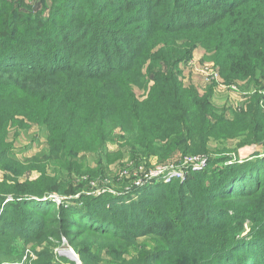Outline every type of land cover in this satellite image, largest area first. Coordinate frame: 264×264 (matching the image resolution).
I'll use <instances>...</instances> for the list:
<instances>
[{
	"label": "trees",
	"instance_id": "obj_1",
	"mask_svg": "<svg viewBox=\"0 0 264 264\" xmlns=\"http://www.w3.org/2000/svg\"><path fill=\"white\" fill-rule=\"evenodd\" d=\"M6 1L0 0V158L9 130L27 124L45 131L53 155L94 151L115 129L162 161L206 154L212 141L237 137L264 147L261 96L255 92L227 117L185 85L178 68L201 48L225 84L263 78L264 0H63L62 20L55 12L22 11L24 0ZM258 155L231 162L218 155L210 170L145 184L133 197L85 198V211L65 204L73 198L60 188V202L48 198L52 183L34 182L15 194L22 206L0 216V264H24L6 258L13 237L59 238L60 222L74 227L66 230L70 243L90 234L94 244L123 245L114 247L119 260L150 236L157 245L141 264H264ZM79 245L84 264L100 262L85 252L88 243Z\"/></svg>",
	"mask_w": 264,
	"mask_h": 264
},
{
	"label": "rangeland",
	"instance_id": "obj_2",
	"mask_svg": "<svg viewBox=\"0 0 264 264\" xmlns=\"http://www.w3.org/2000/svg\"><path fill=\"white\" fill-rule=\"evenodd\" d=\"M12 1L7 0L6 2ZM62 1L24 0L26 5L22 11H37L42 13L43 17H51L55 12L58 13V20H62L63 10L68 11L62 6ZM209 65L213 63L206 59L204 51L201 48H194L190 55L178 65L183 83L187 86H194L198 91L202 79L213 83L210 88L217 85L215 81L207 79L202 73L201 69ZM233 84H241L240 91L247 101L256 92L258 96H261L264 108V77L250 79L246 83ZM200 94H206L210 100L212 99V91ZM216 106L227 117H233L237 109L246 104L237 100V103H219ZM130 138V134L115 129L110 139L96 150L66 156L50 153L45 131L39 125L27 124L26 127L10 129L5 140L7 149L0 158V216H9L8 209L11 210L15 206L21 207V202L14 197L15 194L27 190L30 184L38 181H48L55 187L56 190H51L46 194L48 198L60 202L62 200L58 192L60 188L73 198L71 201L64 200L65 204L77 206L85 211V198L104 197L107 193L133 197L137 188L151 182H166V178L186 180L191 177L193 171L210 170L212 167L209 165L210 161L218 155L227 157L228 162L243 159V156L244 158L251 157L255 151L260 153L258 156L264 157V147L256 146L252 149L254 143L246 144L243 137H237L221 143L212 141L206 154H175L172 160L162 161L157 156L143 154L142 151L134 149ZM193 155L203 156L193 159L191 158ZM59 211V209L55 210L57 219ZM60 223L65 225L59 226L62 233L59 238H49L42 243H30L13 237L8 246L9 255L6 258L14 262L22 261L24 264L64 263L67 262V258H57V250L69 247L78 256L81 264H84L75 247L80 242V249L83 250L88 243L89 248H86L85 252L91 251L98 258L100 257V262L96 264H141V257L152 252L157 245L153 237L138 238L134 244L127 247L126 253L119 260L115 258L118 251L114 247L122 248L123 245L114 242L110 246L106 239H97V243L94 244L90 234L70 243V236L66 230L73 231L74 227H68L66 222ZM56 225L58 227V223ZM97 244L102 246L101 251L98 250ZM26 250L33 252L35 257L25 256ZM90 264L95 263L90 262Z\"/></svg>",
	"mask_w": 264,
	"mask_h": 264
},
{
	"label": "crops",
	"instance_id": "obj_3",
	"mask_svg": "<svg viewBox=\"0 0 264 264\" xmlns=\"http://www.w3.org/2000/svg\"><path fill=\"white\" fill-rule=\"evenodd\" d=\"M201 77L203 78V76L201 75ZM214 82V81H213ZM242 83V81H240ZM237 82V83H240ZM211 83V84H210ZM208 83V81H205L202 79V81H200V89L199 92L200 93H204L206 91H212V99L211 102L216 106L220 104H232V103H237V100H239V102H243L244 105L247 103V100H245V95L241 93L239 86H241V84H224L222 81V84L217 83V85H213L210 88V85H212L213 83L210 82ZM236 83V82H234ZM243 95V96H242Z\"/></svg>",
	"mask_w": 264,
	"mask_h": 264
},
{
	"label": "built area",
	"instance_id": "obj_4",
	"mask_svg": "<svg viewBox=\"0 0 264 264\" xmlns=\"http://www.w3.org/2000/svg\"><path fill=\"white\" fill-rule=\"evenodd\" d=\"M201 70H202L203 75H205V77L207 79L209 78L212 81H215V82H217L219 84H222L221 83L222 79L220 78L218 70L213 65H209V66H207L205 68L203 67V69H201ZM201 156H203V155H193V157H191V158L198 159ZM200 160L202 162L204 161V159H200ZM194 168H198V167H194ZM169 180H170V178H166V182H168ZM69 250H71V248H69V247H63L62 249L57 250V258H59V257L67 258V262H64V263L63 262H58V264H75L72 256L68 252ZM28 255H30L33 258L35 257L33 252H29V250H26L25 256H28Z\"/></svg>",
	"mask_w": 264,
	"mask_h": 264
},
{
	"label": "water",
	"instance_id": "obj_5",
	"mask_svg": "<svg viewBox=\"0 0 264 264\" xmlns=\"http://www.w3.org/2000/svg\"><path fill=\"white\" fill-rule=\"evenodd\" d=\"M260 145H261L260 143H255L252 145L251 148L254 149L256 146H260ZM242 158H244V156ZM68 252L72 255V258H73L75 264H81V262H80V260L76 254H74L71 250H69Z\"/></svg>",
	"mask_w": 264,
	"mask_h": 264
}]
</instances>
